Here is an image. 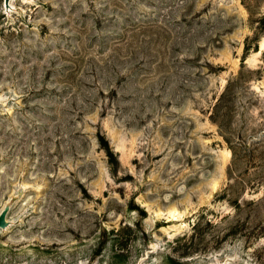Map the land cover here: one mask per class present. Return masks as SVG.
Listing matches in <instances>:
<instances>
[{
    "label": "rangeland",
    "instance_id": "374dc122",
    "mask_svg": "<svg viewBox=\"0 0 264 264\" xmlns=\"http://www.w3.org/2000/svg\"><path fill=\"white\" fill-rule=\"evenodd\" d=\"M6 204L0 264H264V0H0Z\"/></svg>",
    "mask_w": 264,
    "mask_h": 264
},
{
    "label": "water",
    "instance_id": "95a60500",
    "mask_svg": "<svg viewBox=\"0 0 264 264\" xmlns=\"http://www.w3.org/2000/svg\"><path fill=\"white\" fill-rule=\"evenodd\" d=\"M7 2L8 0H5V4H7ZM9 208V204H6L0 211V229H5L9 225V221L6 218Z\"/></svg>",
    "mask_w": 264,
    "mask_h": 264
},
{
    "label": "trees",
    "instance_id": "16d2710c",
    "mask_svg": "<svg viewBox=\"0 0 264 264\" xmlns=\"http://www.w3.org/2000/svg\"><path fill=\"white\" fill-rule=\"evenodd\" d=\"M106 146H107V144H106ZM107 148H108V146H107Z\"/></svg>",
    "mask_w": 264,
    "mask_h": 264
}]
</instances>
